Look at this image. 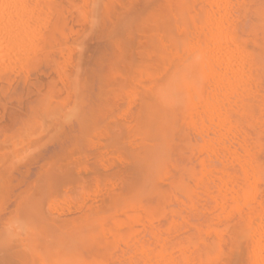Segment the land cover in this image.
<instances>
[{"label":"rangeland","instance_id":"rangeland-1","mask_svg":"<svg viewBox=\"0 0 264 264\" xmlns=\"http://www.w3.org/2000/svg\"><path fill=\"white\" fill-rule=\"evenodd\" d=\"M59 1L62 2V4L65 7L68 6V2H66V0H59ZM93 1L94 2L97 1L98 5H96V3L93 4ZM93 1L91 0L89 2L88 0H79V23L78 24H79V36L81 35V37L79 38V49L81 48L79 50V65L81 64L82 67L85 68L82 70V67H80L81 65L79 66V95H78L79 97L77 98L79 99L77 100L78 102L77 108L79 109L77 113L79 116L75 115V117H73L72 114H71L72 116L69 114L70 116L68 115L65 119H63L64 113L70 112L68 111L67 106L68 108L71 109L72 102H69L70 106L66 103L68 101H71V99L66 97L65 87L62 85L61 81H59L56 78L53 72L50 73V77L52 76L53 78H55L56 86L58 87L59 91L55 89L54 91L55 94L49 93V95H51L50 96L51 99H49V96H48L47 101L45 98V101L48 103L44 101L42 105L43 106L42 110L44 109L45 113L44 114L43 112L41 113L44 116L39 115L38 117L39 120L35 119V122L30 127H28L25 123L28 121V118L30 117V113L28 114L29 111L26 109V105L28 104L30 100H32L33 94L31 93L29 95H26L28 97L24 96L25 100L22 105L18 106V101H16V97L18 98L22 95V87H21L22 82L19 81V83L16 84L17 85L16 90L14 88L13 91L10 92V94H12L13 96L9 100H8V97L0 98V104L6 105V103H13V106L11 108H8V109L0 108V264H25L24 261L26 262V264H39V263L41 264H60V261H61V264H143L142 256L140 255L141 246L144 245L145 247V244L148 242L149 246L148 244L146 246L150 247V242L152 243V238L157 237L158 234L160 236L158 238L161 241L165 243L167 242L165 244L166 248L168 249L173 248V249H176V251H177V248L181 250L185 248L186 249L188 248V250H193L194 245H198L197 243H200V240H201V243L202 242H204L203 244L206 243V245L209 246L210 251L212 252L214 241L216 240L215 245L217 244L218 252L220 251L218 253L220 254V260L218 261L217 264H234V263L235 264H249V261H250L248 260L249 259V248L251 247L250 240L252 236H250L251 228L247 229V227L254 226L256 220L259 221L260 216L258 215L252 218L251 222H253V219H254V222H253L254 224L252 223L250 225V220L247 218V216L245 217V215H242V214L241 216L236 215L237 218H235V215L233 217L231 214L233 219L231 217L230 218L227 217L228 221L225 218V222H223L222 220L220 224L216 222V218L214 217L215 215L217 216V212L214 213L215 214L214 216L212 214L209 215V213L213 211L211 207H214V206L211 200L206 201L202 197L203 196L202 187L204 184V187L206 186V188L208 187V189H210L206 191H215L214 189L216 188V185H220V183L218 184L219 182L218 179H220L219 177L225 178V176H223L224 170H223L222 165L218 164L217 159L215 160V158H213V155L208 154L207 152H206L207 154L200 152L202 151L201 145H203L202 144L203 139H201L200 133L197 130H196V134L195 132H193L196 129L195 126L187 125L188 118H186V125H183V127H181L179 130L176 129V132L174 133L173 137L170 139L171 141L170 140L164 141V143H167V144L163 143L164 146L167 145V147L165 148L167 149L166 153H168V155L163 156V160H164V161L162 160V162L164 163L163 165L161 163L162 158L160 159V163L162 167L160 166V163H159V167H161V169H163L164 171L166 170V174L167 172H169V174L167 175L168 178L170 176L169 179L166 177V175H164L165 178H167V180L164 179V176H161L162 177L160 178L161 182H159L158 185L153 184L154 181L151 179L153 177L152 176L150 177V175L153 174L154 176L157 172H158V175L160 174L161 172L160 168H159L160 170L157 172L153 171L154 170L153 166H155V169L158 170L157 163L159 159L157 160V163L155 162L156 165H154V163L152 162L151 168L153 170L149 169L151 171L150 172L151 174L148 172L146 174V176L149 175V177H145L144 172H146V170L144 171L143 169L148 170L147 166L149 167L151 162L149 164L144 163L143 165H145L146 167L144 166L142 167L140 164L141 162L140 159H138L137 162L135 161V159H133L132 154L135 153V148L133 150L132 147H134V144H135L134 141L137 140L138 136L137 134L132 135L131 134L132 130L131 132H129V134L126 135L124 129L128 127H132L133 123L134 125L136 124L137 122L136 105L139 106V103H140L139 101H141L140 100L141 97L134 95V98L132 96V99L130 100V97L128 99V96L126 98L127 94L126 95H123L121 93L120 95L116 94L117 92L115 91V89L118 90V85H116L117 82H114V76L119 72L117 70H121L122 72V69L125 66V63L123 65V61L124 62L130 61L127 59L130 58L128 57L129 55L128 53H131L132 51L131 49L132 47L129 49L131 45L130 40H132V36H133V33L131 31L134 30L135 28V27L133 28L132 26L134 25V23L136 24L137 18L139 17V14H140L139 8H141V6L145 7L143 4H145L148 1L150 2L151 0H145V1L142 0L145 3L139 0L140 4L137 3V0H136V2H134L136 4V7L138 8L136 11L133 10V8L136 9L134 4H132L133 8L130 7V4H131L130 1L132 0H124V1L120 0L118 2L117 0L115 1L113 0L112 1L111 0H103V1L93 0ZM122 1L124 3H122ZM153 1L154 0L150 2L151 5L156 4L155 2L153 3ZM103 2H108V3L114 2L113 5L111 4L112 7L114 8H112V11H111L112 15L111 17L110 16L109 17L111 18V20L113 19L115 22L116 26L113 25L114 28L116 27L118 29L116 30L113 28L114 33L117 35L115 39L112 38V37H115L116 35L112 33V30H111L112 28L110 27L112 22L110 21V18L106 17V15L105 16L100 15L99 13L103 6ZM156 2L158 6L159 0ZM85 3L90 6L89 10L87 7V10H88L87 12L91 11V8H92V12H90V14L92 16L95 15L94 21L97 20L96 24L99 22L98 26L94 24V22L92 25L94 27L90 26V24L89 25L86 24L87 22L86 15H89L90 17V14L86 13L85 11L86 6H87L85 5ZM115 3H117L116 7H115ZM120 3H122V6ZM126 3L127 5H125ZM160 3H162V0H160ZM119 4L121 8L124 6L123 9L125 7H129L131 9V11L127 14L131 15V12H132L134 14L136 13L135 15L133 14L134 16L137 15L136 18L133 15H132L133 17H131L133 24L130 22L129 28L132 27L133 29L131 30L130 28V30L127 31L128 32L127 36L126 34L123 33V31L121 33L120 30L122 29L124 30L125 28V24H123V21L125 20L126 22V21H130L131 19L128 18L130 17L129 15H126L124 13V16L126 15L127 17L126 16L125 18L123 17L124 19L120 18L121 23H118L119 20L115 19L116 18L115 12L116 14H118L121 11V8L118 6ZM150 4H148V7L146 4V7H147V10L145 7L146 12H149L150 10H154V9H150L149 7L151 6ZM245 4H246L245 9L241 8L242 11L238 9V12H237V14L239 15V20L241 18L242 28L245 31L255 30L256 32L255 36L264 45V31H263L264 30V26H263L264 25V0H245ZM153 7L156 8V6H153ZM115 8H118L117 11L113 10ZM129 8H127L128 11H129ZM148 8H149V11H148ZM246 9H248L247 11L249 12H247ZM145 10H143L142 8L143 12H145ZM97 13L99 14L97 15ZM242 13H244V15H242ZM122 14L123 12H121V17H122ZM99 16L103 17V19L105 18L103 29H102L103 23L100 20ZM74 17L78 19V14L76 12H74V16L73 14L72 16H70V14L68 15L67 21L69 24H72L73 19L75 20ZM90 20L92 19L91 18L88 19L89 23L92 22V21L90 22ZM117 24L119 25L117 26ZM99 25L101 26V29L103 30L104 33L108 32L106 37H104V39H102L103 36H105L104 33H103V36L100 35L99 37V32H100L98 31L100 29ZM74 26L75 28L78 27L76 23L73 24V27ZM105 26L107 28H105ZM90 28L92 31L90 30ZM94 29L96 30L94 31ZM104 30L105 31L107 30V32H105ZM109 31H110V34H112L111 37L108 36ZM82 32H83V36H82ZM91 32L95 33V35L91 34ZM129 33L130 34L132 33V35L129 36ZM123 37H125V39L127 40L129 39L130 40H129V43L127 41L129 45L127 44L123 46L124 44H126V42L124 41H123L124 44L121 45L123 46L122 48L123 54L124 52H127L126 55L121 54V57L123 58L122 60L121 57L119 56L120 54L119 53L117 54V49H114V47L112 46L113 45L112 42L115 41V43L117 42L118 44L119 40L121 42L122 41L121 38L123 39ZM106 38L108 40L111 38L113 41L110 40L109 42ZM105 39L107 41H105ZM104 43L106 44V46L108 45V47H110L109 46L110 44L111 49L104 46L105 45ZM99 45L100 47L99 49L97 48L98 49L97 50L96 47ZM101 45L104 46V48L102 49H105L106 47L105 51L107 49L108 50L110 49V52L108 50L107 52H105L104 50L103 51L106 53V54L104 53L105 57H107L109 53H110L109 55L112 54L111 56L107 58V61L110 58L111 60L110 59L109 60L111 62L110 61L106 62L105 57H102V59L104 58L103 60L101 59V56H104L103 52L101 55V51H99L101 48ZM125 47L128 48L129 51H127ZM83 50L84 51L86 50V51L84 52ZM93 50H95V53L92 54L91 52ZM96 50L98 52H96ZM87 52H89V54ZM97 53L99 54L100 59ZM131 54L134 55L133 52ZM131 54L129 56H131ZM80 56H84L85 58L83 59ZM89 57L91 58L90 61H88ZM113 58L114 60H112ZM132 58L134 60L135 57L132 56ZM80 59H83V60L86 59L85 64H87V61H88V63L89 62L90 63L87 66H90L92 63V66H94V68H92L91 66L92 69L90 68L91 71H89L88 67L87 68L85 67L84 61L82 63ZM92 59L96 60L97 65L101 64L102 69L100 66H99L100 68L95 66L96 63L93 62ZM102 62L107 63V65H103ZM263 62L264 61L260 63V66H261L260 74L263 76L259 75L260 80L258 84V90L260 88L259 90L260 94L258 93V97H257L259 99L258 104L260 102L259 97H261V99L263 98V101L261 100V102L262 103L264 102ZM117 63L119 66L118 68L116 67L117 68L116 69L114 66L115 64L117 66ZM108 65L110 66L109 69L107 67ZM106 67L107 69L104 71ZM111 67L112 69L115 68L117 73H114L115 69L112 70L110 69ZM87 69H88L87 71L88 73L86 72ZM93 69L96 72L99 71L100 69L101 71H99L98 74H96V72ZM43 70H46V69L44 67H41L40 71H43ZM92 70L94 71L96 76L94 73H92ZM111 70L112 72H110ZM262 70H263V73H262ZM103 71L105 72V75L104 73L103 75L101 74ZM108 72H110L109 77H108ZM86 73L90 75L91 77L87 76ZM91 73L94 75L92 76ZM111 73H112V78H111ZM106 76L108 78H106ZM32 77L33 75H31V82H32ZM100 77H101V80H104V81L100 82ZM98 78H99V81H98ZM60 83H61V86H60ZM128 84H127V89L130 91L131 83L128 82ZM46 90L47 88L45 89V91ZM45 91H43L44 94H46L47 92ZM57 92H60L61 96H59ZM107 93L109 94L106 95ZM134 93L136 94L137 91H135ZM137 97L139 98L138 101H137ZM77 102H75L74 105H76ZM262 103H261L262 107L260 108L261 110L259 109L260 112L257 109L256 114L254 112V115H252V117L255 116L253 119L251 117L249 119H245L247 123H245L246 122L245 120L239 122L240 123L239 126L243 125L242 127L240 126L239 129L243 130L242 132L243 135L240 132L242 137L245 136L247 138V139L245 138L246 140L248 139L249 141L251 140L250 141L251 143L250 142L249 143L251 145H254V148H257L256 152L258 154V157H259L258 160L260 162V163L258 162V165L261 166L260 179L263 178V180L259 182L260 184H258V187H260L259 188L260 190H261V187L263 186L262 187L263 192L259 191L257 198L258 200L260 201L262 200V202H264V195H263L264 193V118H260L261 116H259V113H261L262 110L264 113V109H263L264 103L263 105ZM47 105L49 106L47 107ZM64 105H66V107H64ZM126 105L127 106L129 105V107H127ZM44 106H46L47 109ZM75 107L76 106H74L73 108ZM125 107H127V110ZM72 112L73 111H71V113ZM263 113H261L262 117H264ZM51 114L52 115L55 114V119H57V121L59 122V123L57 122L56 125L54 121V116L51 117L52 116ZM57 114L58 116H60L59 119H58ZM76 117L79 119V124H76V120H74ZM125 117L127 120L125 119ZM60 118H62L61 120L63 121L64 127H63V124L61 123L62 121H60ZM15 120H17L16 122L18 123H16ZM20 120H22L23 122ZM129 120L132 123L127 125L126 127V124L128 123ZM64 121L68 123L65 124ZM52 123L54 124V126L52 125ZM60 123H61V126L59 125ZM57 124H58V127H56ZM192 127L194 128L192 129ZM64 128H65V131H64ZM56 131L57 133L55 134L54 132ZM242 137L240 138L241 140H242ZM126 140L129 142V145H133L132 147L131 146L129 147L130 149H132V151H134L133 153L130 152L129 149H127L128 148L127 145H125L124 147L122 146L124 145V143H126ZM131 140L134 142V144H130L132 142ZM121 142H122V145L120 144ZM137 142L135 146L137 145L138 146L137 148H139L140 146L139 144H137ZM244 142H242V144L239 146L238 144L237 145L234 144V147H238L236 149L239 150V147L240 146L242 147V145H244L243 146L244 148L245 147ZM169 145L172 146L171 150H169ZM226 145H229L228 141H226ZM241 147H240L239 153L241 152L242 154L244 153V151H242L244 149H241ZM165 148H163L162 151L165 150ZM226 151L227 150L225 149L220 150L219 154L221 153L226 154V155L224 154V156L223 154L219 155V158H221V160L227 159L228 152L226 153ZM66 154L69 156H67ZM128 154L129 155L131 154L130 156L132 157V159H129L130 157ZM126 155L128 156V158ZM208 155H211L212 157H209ZM165 156L167 158H165ZM195 157H196V160H195ZM207 158H209V161L207 160ZM200 160H205V161L201 162ZM222 161L227 163L228 159L227 161L226 160H222ZM60 164H62V166ZM59 165L61 167H59ZM202 165L204 167V170L201 167ZM70 167L72 168L70 169ZM228 167L225 168L226 170L225 172H227V174L230 173L229 175L231 176L232 180H233L232 176H234L233 182L236 181L235 175L236 177L239 176L241 179H243L242 170H240V168H239L240 171H238L237 170L238 168L236 166H235V169H233L232 166H231V169ZM217 169L220 171L222 170V171L217 172L218 171ZM50 170L52 171L50 172ZM70 170H72V174L70 173L69 174L70 176L68 177L67 173H69ZM201 170L203 171V173H205V170L206 172H208V170H212L214 174H212L211 177H205L201 175ZM58 171L60 172L58 173ZM172 171L174 172L173 174H172ZM117 172L118 173L121 172V174L119 175ZM124 172H125V175L123 177V180H121L122 178L121 175L122 173L124 174ZM215 172L217 175L215 174ZM51 173L53 174L56 173L54 174L55 176L58 173L57 176L62 177V178L58 179L57 177L56 181H54L53 177L55 179V176H53V174ZM118 175L120 176V178ZM128 176L131 177V178L129 177L130 180H128L129 179ZM81 177L83 178L81 179ZM50 178H52V183H51ZM71 178L73 179V182L75 184H73L72 182L73 184L72 185L71 182H69V185H68V181H70ZM147 178H148V181H147ZM145 179L147 181V184L146 182H144ZM241 179L237 180L238 182L236 181V184L240 183L239 185H241ZM49 180L51 184L47 183L49 182ZM132 180L134 182L133 185H135L134 187H131ZM151 180L153 183L150 182ZM53 181L57 185L55 189H54L55 185L54 186L52 185L54 184ZM59 182L60 184L62 182V186L58 185ZM170 183H173L174 185ZM48 184L52 185V187ZM151 184L153 185V187H151L152 186ZM236 184L234 186L239 188L238 185ZM70 185H72L71 189H69ZM57 187L60 188L61 190V191H58L59 193L56 192L57 190H59ZM162 187L164 188L163 189L164 192H160V190H162ZM180 187H183V190L185 189V191L194 190L193 191L194 194L197 192L196 195L198 194L197 195L198 198H196V195L194 197V194L191 197L192 200L193 198L195 199L193 200V202L195 203L193 207H197L196 210L191 206V203H190L191 201L189 202V199L186 198L183 192L182 193L180 192L179 194V191H182V188ZM158 188L159 189L161 188L159 192L157 191ZM74 189L77 191H75ZM138 191H140V193H137ZM143 191L144 192L146 191V192L144 193ZM125 193L127 194V197H125L126 202L130 203V209H132L131 212L128 207L125 208L126 205L124 206L123 203L122 205L124 207L119 206L121 202L120 197L122 196V194L124 196ZM158 193H160L161 195L160 194L158 195ZM156 194L158 195V197ZM260 196H261V199H260ZM201 198H203L204 200H202ZM116 199H117V202H116ZM118 199H119V203H118ZM157 205L158 207L160 206V208L162 209L161 215L157 216L159 220L155 216L156 215L155 211L154 210L152 211V209L156 207ZM122 207L123 209L121 210ZM203 207L206 208V211L208 212L207 214L203 211L204 209ZM124 209H126L127 212L126 210L124 211ZM258 210H259L260 215L262 214V218H264L263 217L264 211L262 210L263 213H261L262 211L260 209ZM118 211H120L119 216L117 215ZM140 211H142L141 214H140ZM135 212L137 215L135 214ZM151 212H154V214H152ZM150 213L152 216H150ZM120 215L121 217L122 215H124L123 218L128 217L130 215L129 220L131 221L133 218L132 220L133 225L131 224L132 222L131 221L128 227L125 226L124 228H122L123 225L121 226L119 225L120 224L119 221H121V224H122V220L119 218ZM115 216L118 217V220ZM153 216H155L156 219ZM239 216H240V220H239ZM59 219L65 222L63 223L62 226H61L62 221L60 224ZM110 219L112 223L110 222ZM134 219H136L135 220L136 223L134 222ZM137 219L139 220V222ZM172 219L174 220L176 219L179 225L177 224L175 227L174 226L170 227L169 224ZM116 220L118 222V225L117 223H115ZM145 220L146 221L148 220L147 221L148 223L146 222L147 224H145ZM181 220L182 221L184 220V222H182ZM52 221H54L53 224L51 223ZM140 221L142 223L144 222V224H142ZM90 223H92L93 225L94 223H96L97 228H96V224L93 227L92 224H91L92 226H90ZM108 223H109V226L111 224H114L115 228L117 226V229H119V231L118 230L116 231L114 227H111L112 225L110 226L111 227L110 228L108 226ZM204 223L206 224V227L204 226L205 225ZM215 223H216V226H214ZM54 224L58 228L55 227ZM103 224L105 226H103ZM209 224L210 226L208 227L207 225ZM256 224L258 225V222ZM130 225H131V228L133 227V229L130 228ZM78 226H79V229H78ZM152 226L154 229L152 228ZM193 226H195V228ZM54 227L57 229L60 228L59 232ZM75 227H76V231H75ZM102 227L104 228V230H100V228L102 229ZM107 227H109V229H107ZM134 227L136 228L135 231H134L135 229ZM183 227L184 228L186 227V229H184ZM213 227L216 231L217 229L218 231L220 229L221 232L219 233H221V236H220L221 241L219 240L217 242V239L214 237L215 231L212 232ZM89 228L90 230L92 228V232L89 231ZM203 228L204 229L206 228L207 230L204 231L202 230ZM121 229H124L122 230L123 232H121ZM77 230L79 234L77 233ZM114 230H115V233H113ZM155 230H156V233L157 232L158 233L157 235L154 236ZM67 231H68V237L64 238V236H67L66 235ZM104 231L105 233H107V236L108 235L111 236L110 239H109V236L108 237L105 236V238H103L104 237L103 235H105L103 233ZM73 232L75 234L74 236H73ZM95 232L97 233V236L94 235ZM117 232H120V233H117ZM204 232L206 233L205 234L206 236H204ZM208 232H210L211 234L213 233V236H212L213 238L212 237L211 239L208 238L210 235V233L209 235L207 234ZM121 233H122V237H121ZM125 233L128 234L126 239L125 237L123 238V236H125ZM76 234H78V236ZM87 234H89L90 237ZM92 234H93V238H91ZM139 235L141 238H139ZM94 236L96 237V239H94ZM68 238H70L71 240ZM98 238L100 239L103 238V241L98 240ZM106 238L108 239V242ZM222 238L224 241L222 240ZM137 239L141 241L143 239H146V240H143V244L141 245L142 242L139 241L138 243ZM119 240H122V242H120ZM135 240H137V243ZM77 241L79 244H77ZM202 246L203 245H201L200 248H197L199 246H195L196 249L194 250H195V255L197 257H198V253L200 255V253L204 252L203 250H205L204 247ZM151 247H152V244H151ZM181 250L177 251L176 254H179ZM78 252H79V255H78ZM181 254H182V251H181ZM26 258L27 260H24ZM28 260L30 261L28 262ZM207 264H212V263H207Z\"/></svg>","mask_w":264,"mask_h":264},{"label":"bare ground","instance_id":"bare-ground-1","mask_svg":"<svg viewBox=\"0 0 264 264\" xmlns=\"http://www.w3.org/2000/svg\"><path fill=\"white\" fill-rule=\"evenodd\" d=\"M88 1L90 2L91 0H88ZM113 1H115V0H113ZM118 1H120V0H117V2ZM123 1H122V3H124ZM132 1H130L131 2L130 7L133 8L132 4H134V6L136 7V4L134 3V2H136V0L133 2ZM144 1L141 0V2L145 3ZM156 1H158V0L153 1V3L154 2L156 3L153 5L150 4V2H152V0L150 2L148 1L145 4H143L145 7H146V4H147V7H148V4H150L152 6V7L149 6L150 9H154V10H150L151 11L150 12L149 8H148L149 12H146L147 7L145 10V7L141 6V8H139L140 14H139V17L137 18V22H136V24L134 23V25L132 26L133 28L135 27L134 30H132L133 28L130 27L132 30L131 32L133 33V36H132V40L129 39L131 42L129 49L132 47L131 48L132 51L131 50L130 51H131V53L133 52L134 55H132L131 53H128L129 55L131 54V56L128 55V57H130L131 59L127 57L128 58L127 60H130V61L129 62L123 61V65L125 63V66L122 69V72H121V70H117L120 73L119 72L117 73V71H116V69L119 66L118 63H117V66H116V64L114 66L115 68L116 67L117 68L116 69L113 68V69H115L114 73H117L114 76V82H117V84L116 83L115 84L118 85V90L115 89V91L117 92L116 94H119V95H120V93L123 95L127 94L126 98L128 96V99L130 97V100L132 99V96L134 98V95L141 97L140 98L141 101H139L140 103L137 102V103H139V106L136 105V107H137L136 108L137 115L135 114L136 119H137L136 124L134 125V123H133L132 127H128L126 129H124L126 135L129 134V132H131V130H132V133H131L132 135L137 134L138 142H137V140L134 142H135V144L137 142V144H139L140 147L137 148L138 146L137 145L135 146V144L132 140H131L132 142L130 144H134V147H132L133 145H129V142L127 140H126V143H124V145H122V142L120 144L123 147L125 145H127L128 148L127 147H125V148L129 149L130 152H132V153L134 151H132V149H130L129 147L131 146L133 148V150L135 148V153L132 154L133 159H135L136 162L138 161V159H140V161H141L140 164L142 167L143 166L146 167L145 165H143L144 163L149 164L151 162L150 166L149 167L147 166L148 170L143 169L144 171L146 170V172H144L145 177H149V175L146 176V174H147V172L148 173L151 172L149 169H152L151 168L152 162L154 163V165H156L155 162L157 163V160L159 159V161L157 163L158 164V170L155 169V166H153L154 170L152 169L153 171L157 172L162 167L161 163H162V165L164 164L162 162L163 156L168 155V153H166L167 149L165 148V147H167V145L166 146L163 145L164 141L170 140L173 137L174 133L176 132V129L179 130L181 127H183V125H186V118H188V120H187L188 124L187 125L188 126H195L196 129L193 132H195V134H196V130H197L200 133L201 139H203V143H202L203 145H201L202 151H200V152L213 155V158H215V160L217 159L218 164L222 165L223 170H224L223 176H225V178L219 177L220 179H218L219 180L218 184L220 183V185H216V188L214 189L215 191H206V190H210V189H208V187L206 188V186L204 187V184H203V187H202L203 196L202 197L206 201L211 200L213 202V206H214V207H211L213 210L212 211L213 213L210 212L209 215L212 214L214 216L215 215L214 213L217 212V216L215 215L214 217L216 218V222L220 224V222L222 220H223V222H225V218L228 221L227 217H229V218L231 217L233 219L234 215H235V218H237L236 215L241 216V214H242V215H245V217L247 216V218L250 220V225L254 222V219H253V222H251L252 218L259 215L260 216L259 221L256 220V222H255V224L258 222V225L256 224V226H255V224L253 223L254 226H252V227L248 226L247 227V229L251 228V233H250L251 235L250 236H252V238L250 240L251 241V244H250L251 247L250 248L248 247L249 248V259L248 260H250L249 264H264V218H262V214L260 215L259 210H258V209H260L261 211L262 210L264 211V207H263L264 202H262V200L261 201L258 200V198H257L259 191L263 192V189H262L263 186L261 185L262 186L261 190L259 189L260 187H258V184H260L259 182L261 180H263V178L260 179V168H261V166L258 165V162H259L258 158L259 157H258V154L256 152L257 148H254V145L250 144L251 140L250 141H249V139L246 140L247 138L245 136H243L244 138L242 137L243 130L239 129L240 126L241 127L243 126V125L239 126L240 121H244L245 119H249L250 117L253 119L255 117V116L252 117V115H254V112L256 114L257 109L259 110L262 107L261 106V103H262L261 100L263 101V98L261 99V97H259L260 102L258 104L259 99L257 97H258V93L260 92L259 91L260 88L258 90V84H259V80H260L259 75H261L260 74V71H261L260 70V67H261L260 63H262V61H264V45L255 36V33H256L255 30L245 31L242 28L241 18L239 20V15L237 14V12H238V9L239 10H241V8L245 9V5H246L245 0H162V3H160V0H159L158 6H157ZM66 2H68L67 7H65L62 4V2H60L59 0H0V98H3V97L7 98L8 97V100H9L13 96L12 94H10V92L13 91L14 88L16 90V88H17L16 84H18L19 81L22 82L21 83L22 95L18 98L16 97V101H18V106L22 105L24 103V100H25L24 96L29 95L31 93L33 94L32 100H30L28 102V104L26 105V109L29 111L28 114L30 113V117L28 118L27 122H25V121L24 122L26 123V125L28 127L33 125V123L35 122V119H38L39 115H42L41 112H43V114L45 113L44 112L45 110L44 109L42 110V107H43L42 105H43V102L45 101V98H46V101L48 100L47 99L48 96H49V99H51L50 98L51 95H49V93L55 94V92H54L55 89H57V91H59L58 87L56 86L55 78H53L52 76L50 77L51 72H53L55 74L56 78L59 81H61L62 85L65 87L66 97L71 99V101H68L69 100L68 99L67 100L68 102H66V103L69 105V102H72V107H71L72 110L70 108H68V106H67V109L70 112L69 113L65 112L64 118L63 117L62 118L65 119L69 114L70 115L72 114L73 117H75V115H78L77 112L79 111V109L77 108V105H78L77 100H79V99H77V98L79 97L78 96L79 95V66L81 65V64L79 65V50L81 49V48L79 49V38L81 37V35L79 36V24H78L79 23V0H66ZM94 3H96V5H98L97 1H95V2L93 1V4ZM113 3L112 2H110V3L103 2V6L101 8V11L99 12L100 15H104V16L106 15V17H109V16L111 17V15H112L111 11H112V8H114V7H112ZM122 3H120L121 6H122ZM127 3H128V1H127ZM127 3L125 5H127ZM137 3L140 4V1L137 0ZM120 4L118 5L119 7H120ZM85 5H87L86 10H85L86 13L90 14V12H92V8H91V11L87 12L89 10L90 6L86 3H85ZM116 5H117V3H115V7H116ZM153 6H156V8H154ZM87 7H88V10H87ZM123 7L122 8L120 7L121 11L119 10L120 12L118 11L119 12L118 14H116V12H115V16H116L115 19L119 20V22L116 20L118 23H121L120 18H123V17L125 18L126 15H129L127 13H129L131 11V9L129 7H125L124 9H123ZM138 7H139V5H138ZM118 8H115L113 10L117 11ZM127 8H129V11ZM142 8H143V10H145V12L142 11ZM137 9H138L137 7H136V9L133 8V10H135V11ZM125 10H126V12H125ZM247 10L248 9H246V11ZM74 12H76L78 14V19L74 17L75 20L71 19L73 22H72V24H69L67 21V17L69 14H70V16H72V14H73V16H74ZM121 12H123L122 17H121ZM142 12H143V14H142ZM247 12H249V11H247ZM99 13H97V15ZM124 13L126 14L125 16H124ZM133 14L134 13L131 12V15H129L130 17H128V18L131 19V17H133L136 13L134 15ZM242 15H244V13H242ZM91 16H92L91 14H90V17H89V15H86V19H87L86 24H88V25L90 24V26L93 25V22H94V24H96V22H97V20L94 21L95 15L92 16L93 18ZM99 17H98V19H99ZM134 17L136 18L137 15ZM89 18L92 19V20H90V22L92 21L91 23H89V21H88ZM135 18H134V20H135ZM100 20L103 23L102 24V26H103L102 29H103L105 18L103 19V17H100ZM112 20L110 18V21L112 22L110 27L112 29L111 28H109V29H111L112 33H114L113 28L116 25H115L114 20L113 21ZM110 21H108V22H110ZM130 22L133 24L132 19L130 21H126V22L124 20L123 24H125V28H124V30L123 29L120 30L121 33L123 31V33L126 34V36L128 35L127 31L130 30V28H129ZM75 23H76V25H78L77 28H75V26L73 27V24H75ZM127 23H129V24H127ZM98 24H99V22L96 25L98 26ZM100 25H101V23H100ZM100 25H99V27L101 29ZM118 25L119 24H117V26ZM92 27H94V26H92ZM95 28H97V27H95ZM105 28H107V27L105 26ZM100 29L99 30L97 29L98 31H100L99 37H100V35L103 36V33H104L103 30L102 29L100 30ZM109 29H107V30H109ZM114 29L118 30L116 27ZM90 30H91V28H90ZM95 30L96 29H94V31ZM107 30L106 31L104 30V31L107 32ZM110 31H109V35H108L109 37H111V35H112V34H110ZM93 32H91V34L95 35V33H93ZM107 33H104L105 36H103V38L102 37L101 38L104 39V37H106ZM132 33L131 34L129 33V36H131ZM82 36H83V32H82ZM116 37H117V35L115 37H112V38L115 39ZM126 38H128V37H126ZM106 39H105V41L108 40V39L107 40ZM110 40H112V39L110 38L108 41L110 42ZM121 40H122L121 42L119 40L118 44H117V42L115 43V41L112 42L113 43L112 46L114 47V49H117V54L119 53L120 57H121V54H123V52H122L123 46H125L129 43V40L125 39V37H123V39L121 38ZM123 41L126 42V44H124ZM127 41H128V43H127ZM106 44H107V42H106ZM106 44L104 46H106ZM121 45H123V46H121ZM104 46L101 45V48L99 50V51H101V55H102V52L104 55V56L100 55L101 59H102V57H105V54H106L105 52H107V50H108L107 49L105 51V49H106V47H108V45L105 47V49H102V48H104ZM109 46L110 47H108V48L111 49L110 44H109ZM99 47H100V45L97 46L96 49L97 48L99 49ZM110 49L108 50L109 52H110ZM126 49H127V51H129L128 48H126ZM97 50H96V52H98ZM87 53L89 54V52H87ZM91 53L92 54L95 53V50H93ZM126 53L127 52H124L125 55H126ZM109 54L107 55V57H105L106 62H109L111 60L109 58L110 60L108 59V61H107V58L112 55V54L111 55H109ZM94 56H95V54H94ZM132 56L135 57L134 60H133ZM80 57H82L83 59L85 58L84 56H80ZM96 57H97V55H96ZM98 57H99V54H98ZM98 57H97V59H98ZM83 59H80V60L82 63L84 61V64H85L86 59L85 60H83ZM99 59H100V57H99ZM121 59L123 60L122 57H121ZM90 60H91V58L89 57L88 61H90ZM92 60H93V62L96 63V60H94V59H92ZM112 60H114V58ZM124 60H125V58H124ZM88 61H87V64H85V67L86 68L88 67L89 71H91V69L94 68V66H92V63L90 66H87L90 63V62L88 63ZM114 62H116V61H114ZM104 63L102 62L103 65H107V63H105V64ZM120 64H122V63H120ZM91 66H92V68H91ZM95 66L101 67V64L97 65V63H96ZM263 66H264V62H263ZM41 67H44L46 70L40 71ZM80 67H82V65ZM107 67L109 69L110 66L108 65ZM107 67L104 69V71L107 69ZM99 68H97V69H99ZM83 69H85V68L82 67V70ZM88 69L86 70V72L88 71ZM101 69H102V67H101ZM101 69L99 71H101ZM110 69H112V67ZM93 70H92V73H94V71H95V70L94 71ZM112 70L110 72H112ZM99 71H97V72L95 71L96 74H98ZM104 71L101 73L102 75H103V73L105 75ZM84 72H85V70H84ZM110 72H108V77H109ZM87 73H86V75L90 76ZM262 73H263V70H262ZM94 74H92V76ZM96 74H95V76H96ZM31 75H33L32 82H31ZM261 76H263V75H261ZM108 77L106 76V78H108ZM111 78H112V73H111ZM98 81H99V78H98ZM102 81H104V80H101V77H100V82H102ZM263 81H264V79H263ZM107 82H109V81H107ZM128 82L131 83V86H130L131 90L130 91L127 89ZM61 83H60V86H61ZM128 86H129V84H128ZM46 88H47V90H46L47 92L45 91ZM65 89H63V90H65ZM43 91H45L46 94H44ZM115 91H114V93H115ZM135 91H137L136 94L134 93ZM57 93L59 96H61L60 92H57ZM108 94L109 93H107L106 95H108ZM26 97H28V96H26ZM62 98H63V96H62ZM55 100H57V99H55ZM138 100H139V98L137 97V101ZM53 101H54V99H53ZM75 102H77L76 105H74ZM46 103H48V102H46ZM263 103H262V105H263ZM73 105L76 107L73 108L74 107ZM258 105H259V107H258ZM12 106H13V103H6V105L0 104V108H5V109L11 108ZM48 106L49 105H47V107ZM44 107L46 108V106H44ZM64 107H66V105H64ZM127 107H129V105ZM127 107H125L126 110H127ZM260 110H259V112H260ZM71 111H73L74 114H73V112L71 113ZM261 113H263V110ZM261 113H259V116H261L260 118H264V117H262ZM65 114H67V115H65ZM46 115H47V113H46ZM42 116H44V115H42ZM53 116H54V121H55V125H56V123L58 121H57V119H55V114L52 115L51 117H53ZM57 116H58V114H57ZM59 117L60 116H58V119H59ZM62 118H60V121H62L61 120ZM71 119H72V117H71ZM125 119H126V117H125ZM74 120H76V124H79V119L77 117ZM16 121L17 120H15V122ZM20 121H22V120H20ZM16 123H18V122H16ZM61 123L63 124V121ZM61 123L59 124L60 126H61ZM64 123L67 124L68 122L66 123L64 121ZM131 123L132 122H130V120H129L128 123L126 124V127H127V125H129ZM245 123H247V121ZM52 125L54 126L53 123H52ZM56 127H58V124ZM56 127H55V129H56ZM63 127H64V124H63ZM78 128H79V126H78ZM193 128L194 127H192V129ZM64 131H65V128H64ZM78 131H79V129H78ZM183 131H184V129H183ZM73 132H74V130H73ZM240 132L242 135L240 134ZM54 133L56 134L57 131ZM202 135H203V137H202ZM241 137H242V140H244L245 142L240 139ZM55 138H56V136H55ZM53 139H54V137H53ZM226 141H228L229 145H226ZM242 142H244L245 147L243 148L244 145H242V147L240 146L241 149H244V150H242V151H244V153L241 154V152L239 153L240 147H239V150H237L236 148H238V147H234V144H236V145L238 144V146H239L242 144ZM164 144H167V143H164ZM162 146H163V148H165V150H163V151H162V149H163ZM171 148H172V146L169 145V150H171ZM74 149H75V147H74ZM224 149L227 150L226 153L228 152V157H227L228 161H227V159H222V160H226L227 163H225L224 161L221 160V158H219V155L223 154V153L219 154L220 150H224ZM163 152H164V154H163ZM72 154H73V152H72ZM224 154H223V156H224ZM130 155H129V157H130L129 159H132V157ZM211 155H208V156L212 157ZM57 156H59V155H57ZM67 156H69V155H67ZM223 156H222V158H223ZM127 158H128V156H127ZM165 158H167V157L165 156ZM160 159H161V163H160ZM195 160H196V157H195ZM207 160L209 161V158H207ZM200 161L204 162L205 160H200ZM212 162H213V160H212ZM159 163H160L161 167H159ZM60 165L62 166V164H60ZM60 165H59V167H61ZM231 166L233 169H235V166H236L238 168L237 169L238 171L242 170L243 179H241L239 176H238L239 177L238 178L235 175L236 181L241 179V185H239L240 183L236 184V181L233 182L234 176H232V178H233V180H232L231 176L229 175L230 173L227 174V172H225L226 171L225 168L228 167L231 169ZM72 167H70V169ZM201 167L204 170L203 165ZM217 167H219V166H217ZM156 168H157V166H156ZM239 168H240V170H239ZM78 169H79V167H78ZM58 170H59V168H58ZM162 170L163 169H161V172L159 175H158V172L154 176H153V174L150 173L151 174L150 177L152 176L153 178H151V179L154 181V183H153L151 180L150 181L151 183H153L154 185H158V183L161 182L160 181V178H162L161 176H164V175H166V177L168 178L167 175L169 174V172H167V174H166V170L165 171L164 170L162 171ZM51 171L52 170H50V172ZM219 171L220 170H218L217 172H219ZM59 172L60 171H58V173ZM58 173H57V175H58ZM70 173L72 174V170H70V172L67 173L68 177L70 176L69 175ZM173 173L174 172L172 171V174ZM202 173H203V171L201 170V175L205 176V177H211L212 174H214V172L212 170H208V172H206V170H205V173H203V174ZM261 173H262V171H261ZM51 174H53V173H51ZM54 174H56V173H54ZM54 174H53V176H55ZM118 174L120 175L121 172H119ZM215 174H216V172H215ZM57 175L55 176V179L53 177L54 181H56L57 177H58V179L62 178V177H59ZM124 175H125V172H124V174L122 173L121 180H123ZM129 177L130 176H128V178ZM82 178L83 177H81V179ZM116 178H117V176H116ZM119 178H120V176H119ZM130 178L128 180H130ZM167 178H165V176H164V179L167 180ZM169 178H170V176H169ZM50 179H51V183H52V178H50ZM209 179H211V178H209ZM147 181H148V178H147ZM147 181H146V179L144 180V182H146V184H147ZM69 182H71V184H72L73 179L71 178V180L68 181V185H69ZM102 182H104V181H102ZM47 183H50V180ZM131 183H132L131 187H134L135 185H133L134 184L133 180ZM50 184H48V185H50ZM73 184H75V183L73 182ZM127 184H128V182H127ZM170 184H173V183H170ZM174 184H175V182H174ZM235 184L238 185L239 188L234 186ZM52 185L53 186L55 185L54 189L57 186L55 184V182ZM52 185H50V186L52 187ZM58 185L62 186V182H61V184L59 182ZM72 185H70L69 189H71ZM129 185H131V184H129ZM173 185H171V186H173ZM193 185H194V183H193ZM198 185H200V184H198ZM151 187H153V185ZM73 188H75V187H73ZM77 188H79V187H77ZM180 188H182V191H179V194H180V192L181 193L183 192L184 195L186 196V198L189 199V202L191 201L190 203H191V206L193 207L195 205L193 200H195V199L193 198V200H192L191 197L194 194L193 193L194 190L193 191H187V190L185 191V189L183 190V187H180ZM58 189L59 190L56 189L57 191L55 190L57 193H59L58 191H61L60 188H58ZM126 189H125V191H126ZM160 189L158 188L157 191L159 192ZM163 189L164 188L162 187V190H160V192H164ZM53 190H52V192H53ZM63 191H65V190H63ZM75 191H77V190H75ZM131 192H133V191H131ZM137 193H140V191H138ZM196 193L194 194V197H195ZM159 194L160 193H158V195ZM176 194H177V192H176ZM117 195H118V193H117ZM158 195H157V197H158ZM197 195H196V198H198ZM263 195H264V193H263ZM125 197H127V194L125 193L124 196L122 194V196L120 197L121 202H120L119 206H123L122 205V203H123L124 206L126 205L125 208L128 207L130 209V203L126 202ZM190 198H191V200H190ZM203 198H201V199L204 200ZM260 199H261V196H260ZM181 201H182V199H181ZM116 202H117V199H116ZM189 202H188V204H189ZM118 203H119V199H118ZM123 207L121 208V210L123 209ZM199 207H201V206H199ZM193 208L196 210L197 207H193ZM203 208L205 209V210L203 209V211L207 214L208 212L206 211V208L205 207H203ZM125 210L126 209H124V211ZM153 210L155 211L156 217L158 215H161V213H162V209L160 208V206L158 207V205L156 207H154L152 209V211ZM131 211H132V209H130V212ZM263 211L261 213H263ZM118 212H117V215L119 216L120 211H118ZM126 212H127V210H126ZM126 212H125V214H126ZM141 213H142V211H140V214ZM151 213L154 214V212H151ZM151 213H150V216H152ZM135 214H136V212H135ZM231 214L233 217L231 216ZM123 216L124 215H122V217H121V215H120V217H119L122 220V224H121V221H119V223H120L119 225L120 226L123 225L122 228H124L125 226L128 227V225L133 220V218L131 217L132 220L130 221L129 220L130 215L128 217H125V218H123ZM155 216H153V217L156 219ZM240 216H239V220H240ZM116 218L118 220V217H116ZM139 218H141V217H139ZM235 218H234V220H235ZM45 219H46V217H45ZM257 219H258V217H257ZM117 220L115 221V223H117V225H118ZM135 220L136 219H134V222L136 223ZM158 220H159V218H158ZM61 221H62V224H61ZM98 221H97V223H98ZM147 221L145 220V224L148 223ZM53 222L54 221H52L51 223L53 224ZM59 222H60L61 226L63 225V223H65V222H63V220H60ZM110 222L112 223L111 219H110ZM138 222H139V220H138ZM182 222H184V220ZM185 223H187V222H185ZM60 224H59V226H60ZM70 224H71V222H70ZM91 224L92 223H90V226L93 225V224L92 225ZM95 224L96 223H94L93 227L95 226ZM100 224H101V222H100ZM104 224H103V226H105ZM131 224L133 225V221L131 222ZM142 224H144V222ZM177 224L179 225L177 220L172 219L169 225H170V227L171 226L175 227ZM111 225H110L111 227L115 228L114 224H111ZM54 226H55V224H54ZM108 226H109V223H108ZM204 226L206 227V224ZM207 226L209 227L210 224ZM214 226H216V223L214 224ZM55 227H57V226H55ZM109 227H107V229H109ZM193 227L195 228V226H193ZM57 228H55V229H57ZM96 228H97V224H96ZM130 228H131V225H130ZM152 228H153V226H152ZM59 229H57L58 232H59ZM78 229H79V226H78ZM131 229H133V227ZM184 229H186V227ZM210 229H212V228H210ZM100 230H104V228L102 227V229L100 228ZM115 230L119 231V229H117V226H116ZM115 230L113 233H115ZM122 230H124V229H121V232H123ZM135 230H136V228L134 229V231ZM202 230L206 231L207 229L203 228ZM75 231H76V227H75ZM89 231L92 232V228H91V230L89 228ZM105 231L103 232L105 234V235H103L104 236L103 238H105V236L106 237L109 236V235L107 236V233H105ZM209 231H211V230H209ZM60 232H61V230H60ZM110 232H112V231H110ZM212 232H214V237L217 239V242H218L221 239V237H220L221 233H219V232H221L220 229H219V231H218V229L216 231L213 227ZM77 233L79 234L78 230H77ZM117 233H120V232H117ZM126 233H125V236H123V238L125 237V239L128 236V234H126ZM157 233L155 230L154 236L157 235ZM197 233H198V231H197ZM209 233L210 232H208L207 234L209 235ZM78 234H76V235L78 236ZM89 234H87V235L89 236ZM93 234H92L91 238H93ZM137 234H139V233H137ZM205 234L206 233L204 232V236H206ZM66 235L67 236H64V238L68 237V231H67ZM74 235L75 234L73 232V236ZM94 235L97 236V233L95 232ZM116 235H118V234H116ZM202 235H203V233H202ZM212 236H213V233L212 234L210 233L208 238L211 239ZM110 237L111 236H109V239H110ZM121 237H122V233H121ZM158 237H160L159 234L157 237H155L156 239L154 237H153L154 239L152 238V243L150 242V247L146 246L147 244L149 246L148 242L145 244V247H144V245H142L143 240H146V239H143L142 241L137 239L138 243H139V241L142 242L141 243L142 246L140 249V255L142 256L143 264H207V263L217 264L218 261L220 260V254H218L220 251L218 252L217 244L215 245L216 240L214 241V246L212 248V250H213L212 252L210 251V248L208 245H206V243L205 244H203L204 242L201 243V240H200V243H197L198 245H194V249H196L195 246H199L197 248H200L201 245H203L202 247H204V249H205V250H203L204 252L200 253V255L198 253V257H197L195 255V250L194 249L188 250V248L187 249L185 248L182 250L177 248V251L181 250L182 254H181V251H180V253L178 252L179 254H176V252H177L176 249L166 248L165 244L167 242L165 243V242L161 241ZM103 238L102 239L98 238V240L103 241ZM123 238H122V240H123ZM139 238H141L140 235H139ZM68 239H70V238H68ZM94 239H96L95 236H94ZM117 240H118V238H117ZM122 240H119V241L122 242ZM137 240H135L136 243H137ZM222 240H223V238H222ZM110 241H109V243H110ZM107 242H108V239H107ZM77 244H79L78 241H77ZM123 244H124V242H123ZM151 244H152V247H151ZM195 244H196V242H195ZM237 244H238V242H237ZM32 245H34V244H32ZM78 247H79V245H78ZM174 248H175V246H174ZM78 250H79V248H78ZM198 251H200V250H198ZM222 253H223V251H222ZM78 255H79V252H78ZM222 257H224V256H222ZM59 259H61V258H59ZM78 259H79V257H78ZM24 260H27V258ZM76 260H77V258H76ZM29 261L30 260H28V262ZM234 261H235V259H234ZM24 263L26 264L25 261H24ZM39 264H41V263H39ZM60 264H61V261H60Z\"/></svg>","mask_w":264,"mask_h":264}]
</instances>
